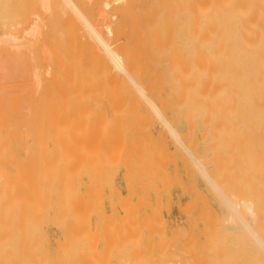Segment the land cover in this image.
<instances>
[{"label":"bare ground","instance_id":"6f19581e","mask_svg":"<svg viewBox=\"0 0 264 264\" xmlns=\"http://www.w3.org/2000/svg\"><path fill=\"white\" fill-rule=\"evenodd\" d=\"M27 2L31 3V6H33L32 11L36 13V15L34 14L36 16L34 18L36 19V21H31L30 17L33 15L30 16V14L32 13L30 12L31 10L26 9V4H28ZM0 30H2L3 32L0 40L5 36L7 37V42H10L9 44H11L12 41L17 42L19 40L21 41V39L25 40V42L23 41L24 44H21L22 42L20 41L15 43L16 45L14 50L7 45V47L10 48H7L5 53L0 52V264H76L77 261L73 262L74 260H72L75 258V255L73 256V251L75 249L74 246H77V241L74 240V234L76 235L77 233L78 235V232L82 231L80 230V228H77L75 230V227L76 219L78 220V212L80 213L82 211L81 213H83V208H81L79 211L76 209L79 208V204L77 203H82V205L84 206L85 200L84 196H82L84 202L83 200L81 202L78 201L80 200V198L76 200L78 198L77 195L80 196L83 192H79L74 196H77L75 199L77 203L76 201L74 203L78 206V208L75 209L77 213L75 212L74 214L75 210L72 207L74 206L75 208L77 206L73 204V195L77 192V188H72V183L75 181V179L76 183L77 181H79L76 178L77 173L75 174V172L79 171L82 172V175L86 174L85 176H87V179L93 178L95 180V175H98V177L100 178L102 176L106 177V175L104 174L107 171H104L105 169L102 170L101 167L104 165L108 158L113 159L116 155H114L112 158L109 155V157H106L107 155L105 156L104 152L112 153V150L114 151V153L119 154L117 149L118 146L116 145L118 142L117 140H114L115 137H111V143L110 137L107 136L106 132H100L99 130L95 131L96 129L93 130V127L99 122L101 124H104L105 122L103 128L105 131L106 123L109 124L108 126L111 129L112 126L110 124L114 122L115 127H113V129L117 131L115 132V134H118V139H122L124 133L120 134L119 131L123 132L124 130L121 129L123 127H120V125L115 120L119 122L120 119L121 121H123L122 117L124 118V116L126 118L129 117V115H141L140 113H143V110L141 108L147 109V111L144 110V112H146V114L148 115L151 114V112L152 114H156L161 121H164L166 123V125L169 127L168 129L171 130V132H169V134L172 133L173 135L171 137L174 138L175 136L177 139L179 138V134H177L178 132L172 129V127L166 122L163 116L164 114L168 112L173 113V115L183 113L187 116V118L193 117L195 118V120H198V122L200 123L199 134L206 145L203 150V156H200L201 160L199 162H201V164H199L198 161L195 162L198 165L197 170L199 167L201 168L203 172L202 177L205 176L204 179H207V183L209 184V186L211 185L214 187L213 188L210 186V188H213L217 191V196L218 193L223 196V200L226 206L234 213L235 216H237L241 220L240 222L243 224V226H240V222L237 221L239 222L238 226L244 227L245 230L241 231H245L247 233V236H249V244L247 243L248 246H246L247 253H245V255L247 254V257L244 256L247 261L243 258L246 261L245 264H264V0H0ZM3 41L5 42L6 39L4 38ZM4 42L0 41V43L2 44ZM8 49H10V51ZM105 102L116 108L114 109L111 106L112 109L111 107L109 109V113L110 110H114V117H120L121 115L124 116H121L120 119L118 117L119 120L115 118V120H112L111 122L109 117L113 115L112 113V115L109 116V114L106 112V109L104 111L103 109L102 111H97L96 108H94L98 106V108L100 109L101 107H99V105ZM117 106H126L127 109H130H128V111L127 109L126 111L122 110V113H118L120 112L121 108L118 107V109H120L118 111ZM160 106L163 108L160 109ZM131 107L134 109H131ZM148 110H151V112L148 113ZM141 117L140 120H142ZM187 118H185L184 121H186ZM108 119L110 120V123L109 121L106 122ZM176 121L179 122L180 120ZM116 126H119L120 128L118 127L119 129L116 130ZM96 127H98L99 129V124L96 125ZM190 127L191 126H189V129ZM101 128L102 127L100 126V130ZM109 128V132H112L111 135H113L114 131H110ZM108 130L106 129L107 133H109ZM92 131H95V133L98 134L95 136V139L93 136V134L95 135V133H91ZM124 132H126V130ZM91 134L93 138L90 136ZM141 134L143 135V133ZM120 135H122V137H120ZM89 136L91 137V139H93L92 141L89 140ZM101 136V139H103L104 143H110V145L103 144V141L99 143L98 140ZM104 136L107 137V139L109 138V140H107ZM234 137L235 139H233ZM242 137H245L242 140H250L244 141L243 147H245V143L249 141V144L247 143L248 148L246 149L245 147L246 153H244L245 151L243 152V147L242 149H240V146H242L243 144L241 143V145L236 141L238 139L240 140ZM96 138H98V140H96ZM76 139L78 140V143L82 141L83 144H81L82 142L79 143V145L78 143H75L77 142ZM82 139H85V142L86 140H89L90 143H84ZM230 139L235 140V142H232V144L236 147L230 144ZM113 140L114 142H117H115V148ZM94 141L98 142L99 144H96V142ZM132 143L134 144V142ZM234 143H237V145H235ZM85 144H90L91 146L93 144L92 147L99 148H94L95 151L99 150L100 152H103L105 149H111L110 151H104L102 155L99 151L96 152V154L99 153V158L96 160L100 159L99 161H103L99 163V165H102L101 167H99L98 163H95V167H98V169L102 171V173L100 172L101 176H99V172L95 173V171L92 169V167L94 166H92V164H94V162L91 163L87 160V164L89 163V165L86 164L88 166V169L85 164H83L84 166L82 164L79 165L80 168L81 166L82 168H86L87 172L83 174L84 168L82 169L83 171L80 168L79 169L81 171L79 169L78 171H76L78 167L76 169L74 168L75 170L72 169L75 171H73V174L75 175L72 174L75 177L74 181L71 180V175L69 176V181H72L71 184H63L65 181L64 179L66 178V174L68 175V172H70L68 171L65 173V171L67 170L63 169L67 167L66 163L68 164V162H66L65 160L69 159V162L71 160V162L69 163L70 166L71 164L73 165L72 162H74L75 160H77L75 161V164L80 159L83 161V158L86 156L84 155L83 157L81 155L83 153H88V151L90 154L93 153V155H90L88 153L90 157L93 158L94 156L96 158V156H98L96 154L94 155L95 151H93L90 147V149L92 150L91 151L89 149V146L86 147ZM94 144L96 146H94ZM111 145H113V147H111ZM105 146L106 148H104ZM109 146L111 148H109ZM139 146H144V144ZM230 146L232 148H236V150H234V148L232 149ZM237 146L240 148H238ZM79 148H82V150L84 149L85 152L83 150L82 153V150ZM238 149L242 150L243 157L242 159H237L236 161V158L239 157V155L233 156L232 154L234 153L232 152H235ZM132 150L134 151V149ZM119 151H121V149ZM70 152L72 154H69ZM78 153L82 154L80 155ZM126 153H128L129 155L131 151L130 153ZM135 153H133V156ZM44 154H48L47 157L44 158ZM53 154H57V156L55 155L58 159L57 161H59L60 156L62 157H60L61 160L59 163L62 166H58V162H56L55 164L56 158H54L55 156ZM63 154L66 157L69 156V158L63 159ZM51 155H53L52 157L55 160L53 161L52 159V162H54L51 163L52 167L54 166L53 164H55V169L57 167L59 168V170L56 169V172L53 168L52 173H50L52 170L51 166L47 168V170L51 168L49 170L50 172L46 169H43V166L46 167L47 165L48 167L50 165L48 162L51 160L50 158H52ZM58 155L60 156L58 157ZM72 155H74L73 158H71ZM77 155L79 160L77 159ZM118 156H116L115 159L121 161ZM153 156L155 157L157 155L154 154ZM88 157L89 156H87L86 158ZM101 157H103V159ZM105 157L106 160H104ZM158 157L160 156H157V158ZM74 158L75 160L73 161L72 159ZM135 158L137 157H134V159ZM140 158L141 157L139 156V159ZM45 160L48 161L47 164L45 163ZM84 161L86 160L84 159ZM111 161L112 160H110V163L109 161L105 163V168L108 166V164L112 165ZM194 161H196V159H194ZM64 162L65 164L63 165ZM151 163H154V161ZM227 164L229 166H227ZM235 164L237 165V167L240 166L242 168L239 169V167L236 168V166H231ZM127 165L129 164L127 163ZM152 165L153 164H151V166ZM206 165L208 166V168H212L216 174L218 173V176L219 174L221 176V173L224 172L225 166L227 168L225 169V173L229 170L228 167H231L230 170L234 168L236 172H232H235V174L239 169V173L237 174H239L240 177L236 176L235 174H231L232 172L229 171L230 174L227 172L226 175H233L235 176V178L233 176H226V179L230 177L232 181L234 179L236 180L239 177L238 179L241 180L235 181L233 185L232 182L234 181H230V184L226 180L224 182L226 183V186H224V191L222 192L221 189L224 185L222 180L225 179V177H223L225 176V173L224 175H222L223 179L221 178V180L218 181L220 186H222V188L220 189L217 186L216 181L209 176L210 174H207V168L205 170ZM89 166L91 167L89 168ZM149 166L150 165H148V167ZM60 167L64 170V178L63 175L62 177H60V175L62 174V170L60 169ZM95 167L94 169H96ZM114 167H116V165ZM152 167H154V165ZM193 168L191 170H193ZM146 169L150 170L148 168ZM90 170L91 172L93 171L95 178L94 176H91V173L89 172ZM45 171L50 174H53L54 172V175L47 174V172ZM57 171L61 173L59 176L57 174ZM110 172H112V167L110 171L107 172L108 175ZM141 172L143 174V171ZM79 174L78 177H81V173ZM113 174H110V181H112L111 177ZM89 175L91 176V178ZM218 176L216 175V177ZM125 177L127 178V176ZM140 177L144 179L143 176ZM59 178H63L62 184L60 183L61 180H59ZM242 178H244V182L242 181ZM105 179L108 180L106 181L107 185L109 182V177H106ZM92 180L87 181L91 183ZM96 180H99V178ZM102 180L103 179L101 178L100 181ZM140 180L142 181V179ZM81 181H79L78 183H82ZM241 182L242 184H245L244 187L246 188L241 187L244 185H242ZM238 183H240V185ZM85 184L86 183L83 182V188ZM228 184H230L232 187L238 185V191L236 189L234 190H236V192L241 191L243 198L244 196L246 198H244V201H241L242 199H239L241 201H239V204L242 205L244 203V206L242 205V207H245V209H242L241 215H239L240 211H238V205H235L230 201V193L228 192V188H226ZM61 185L63 186V191L65 189V192L62 195H60L62 189H59ZM100 186L101 185H99V188ZM108 186H105L104 188H108ZM128 186L129 185H127V187ZM167 186L169 187V185ZM239 186L243 188V191L242 189H239ZM87 188L89 187L86 186V188H84V193L86 194H83L85 196L88 195V200H90L91 198V200L89 201L91 203V201L96 197L95 196L94 198H92L91 196L95 195V192L98 191L99 188L95 191V189L92 190L93 188L91 187L92 189L90 188L91 191L88 194L87 192H85ZM74 189H76L75 193L73 192ZM90 189H88L87 191H89ZM113 189L115 190V188ZM244 189L247 191V193L244 192ZM59 190L60 192H58ZM103 190L104 189H102L101 192H103ZM114 190L111 193H114ZM134 190L133 192H135ZM93 191L94 194L89 195ZM213 191L212 193L214 194ZM226 191L229 193V195L228 193H226ZM243 192L247 195H244ZM99 193L100 192H98V195L101 198L102 196H108L105 195L106 193H104L103 195H100L101 193ZM225 193L227 195H225ZM143 194L145 195V193ZM111 195L112 194H110L109 198L111 197ZM118 195L120 196V194ZM145 197L146 196L142 198L144 199V202L146 200ZM101 198L95 199L98 201L101 200V202H103L102 200L104 199ZM117 198L120 197L117 196ZM120 200H118V203H115L121 204ZM138 200L140 201V198ZM112 201L113 200H111V203L113 204ZM94 203L95 202H93V204ZM98 203L99 202H96L94 205ZM88 204L89 203L87 202V206ZM114 204L111 206H114V209H116V205ZM120 204L118 206H121ZM124 204L126 205V203ZM139 204L138 205L141 206V203ZM145 204L147 205L148 203L145 202ZM98 205L100 207V204ZM125 205H123L124 207H120L122 208V211H125ZM138 205H136L137 210L138 208H140ZM50 207L52 208V210H50ZM80 207L82 206L80 205ZM92 207L96 208V206ZM85 209L87 210V207ZM114 209L111 210L113 211ZM49 210L50 212L52 211L53 214L50 213ZM90 210L92 211V208H88L87 212H89ZM126 211L128 210L126 209ZM126 211L124 212V217L127 216V213L130 214V211ZM116 212H118V210ZM143 212L144 210L142 211V213ZM245 212H247L246 214L248 215H244L243 213ZM81 213L80 218H82ZM136 213L137 212H134L133 214ZM144 213H146V211ZM160 213H162V211ZM50 214H52L53 217ZM147 215L148 214L145 215V221L147 220V217L150 216ZM242 215L246 217L248 216V219L245 220V217H243ZM89 216L85 219L87 223V219H89ZM112 216L116 217V215L114 214ZM112 216H109V218H112ZM121 216L119 215V223L122 218ZM135 216H137V214ZM231 216L232 214L229 217L231 218ZM235 216L232 217L233 220L236 218ZM102 217L104 218L105 215L103 214ZM80 218L79 220H82L83 222H81L84 224L85 221L83 220V218ZM127 218L126 220L128 221V223H126V220L124 223L129 224L131 218H129V215ZM136 218L137 217L133 219L134 225L129 224L130 227H134L136 225ZM238 218L236 220H238ZM47 220H53V222L49 221L51 222V225H53V223H57V227L60 226L59 228L62 230V234H60L63 235L64 238L63 243L58 238V244L54 242L56 239L53 240V242L56 243L57 246L55 247L56 250H54L55 254H52V252L50 253L49 247L48 249L46 248V239L49 236L45 234L46 231H44V228L49 225L47 224ZM79 220L77 221L78 225L81 223L79 222ZM139 220L140 215L138 222H140ZM142 220L144 221V219ZM142 220L139 224H142L143 228L147 225L148 233L149 231L152 232V230L149 229L150 224L152 223V219L150 218V223L148 222L149 224L143 223ZM101 221L103 222V227L105 229L110 225V223H108L109 220L107 221V223L105 222V220ZM113 221L111 224L114 225L115 222L113 223ZM104 222L106 224H104ZM124 223H121L120 226L124 225ZM217 223L218 222L216 221L215 225ZM220 223L221 221L219 222V224ZM95 224H93V226H98ZM143 224H145V226H143ZM211 224L209 223V225ZM78 225L77 227H80V225ZM113 225L110 226L114 228ZM115 225V228L119 227L117 226L119 225L117 222ZM89 226L90 225H88V227ZM88 227L83 226V228ZM125 227H123L122 230H124ZM211 227L213 228L212 225ZM109 228L110 227H108L107 229L108 232H106L105 230L103 232L109 233V231H111V229ZM128 228V232L126 231L127 235L130 234V229ZM73 229L75 231L78 230V232L75 233ZM88 229L90 230V228ZM102 229H100L99 232L101 233V235H103V232H101ZM220 230L222 231V229ZM83 231L88 235H91L89 234L90 231H86L84 229ZM135 231L137 232V230ZM52 232L54 233V231ZM96 232H98V229H96ZM122 232L124 231L117 233L118 235H121ZM93 233L96 234L95 231ZM87 234H85V236L88 241V239L94 234H92V236L90 237H88ZM214 234L215 233H212V235ZM174 235L175 234H173V236ZM121 236H119V238H121ZM131 236L133 237V235ZM137 236L138 235H136L135 237L137 238ZM215 236L216 235H214L213 238L216 242L217 239ZM244 236L242 235V237ZM78 237L79 236H77V238L75 239L79 240L80 237ZM81 237H83V235H81ZM96 237H98V235H96ZM127 237L125 235L124 238L123 235V239H121V241L124 242V239H126ZM132 237H130V245H138L136 240V244L132 243L133 239L135 238ZM95 238H93L92 241L89 239L88 244L90 241V243L92 244V242L98 240V238L94 240ZM106 238L107 237H105L104 239ZM115 238L117 237L115 236ZM99 239L102 242V239ZM179 239L181 240V238ZM191 239L192 236L191 238H189V240ZM147 240L148 239H146V241ZM151 240L152 239H150L149 242L147 241V243L149 244ZM173 240L175 241V237ZM240 240H242V238ZM121 241L117 243L119 244V247L120 244H125V242L121 243ZM218 241H220V243L222 242L221 240H219V238ZM246 241H248V239ZM114 242H110L108 244L106 243L105 246L107 245L106 247L108 248L109 244ZM177 242H179V240ZM139 243L140 247L137 246L139 248L138 251L135 249V247V250L133 249V252H138V260L136 259L137 261L133 264H147L146 261L151 260L148 263L150 264L151 262H153V259H157L159 257V254H161L160 252L157 253L158 249L156 247H154V249L155 251L157 250V252L155 254L153 253V249L150 247L152 246V244H154L152 242L148 247L146 244H144V246L146 245V248L142 246V235L141 241ZM191 243L189 244L191 245ZM211 243L213 244L212 240ZM211 243L210 246L207 247V249H205L198 257L194 256L195 258L193 259V263H182L184 260L177 263L231 264L226 259V263L221 261L222 257H220V254L223 252V254H225L226 252V250L224 251V248L226 249L224 244V247H221L217 242L212 246ZM50 244L53 245V243H48V245ZM82 244L84 245V242H82ZM93 245L94 246H91L94 247L93 249H95L96 244ZM130 245L128 248H130ZM164 246H166L165 242ZM232 246L233 245H231V247ZM163 247L162 249L164 250ZM83 248L82 251H86L87 247L85 249ZM88 248L89 250L87 251H89L90 253L96 251V249L93 251L90 246H88ZM105 248L103 249L104 252H108L109 254L110 252L106 251L107 248L106 250ZM159 251H161V249ZM165 251L166 250H164V252ZM176 251L177 250H175L173 253L174 256ZM83 252H80V254H83ZM98 252H100L99 254L103 253L101 252V250H98ZM167 252H169V250ZM170 252L169 254H172ZM240 252L241 251L239 250V253ZM75 253L76 251H74V254ZM94 253L96 254V252ZM106 253H103V256L107 255ZM130 253L131 256L128 254V258L130 257L134 260V258H136L137 256L133 258L132 251ZM136 253L134 254L136 255ZM180 253L182 252L180 251ZM80 254L78 256H80L79 258L82 260V257L83 255L85 257L86 252L82 255V257ZM166 254L165 256H167ZM89 255L92 254H88V256ZM119 255L120 254H116V256ZM186 255L184 254L185 257ZM214 255L216 257H219H215L216 259H214ZM241 255H239V258ZM93 256L87 258L89 260H92V264H103L101 263L103 261H98L99 258L96 259V257H98L99 255L96 257ZM108 256L109 255L105 257L107 258ZM127 256L125 257V262H127ZM188 256H190V254ZM92 257L94 258V260ZM171 257L172 256H167L165 258L166 260L167 258L169 260ZM180 257L183 258V256ZM165 258H161V260L164 262ZM84 260H86V258ZM89 260L83 261V263H81L82 261H78V263L89 264ZM103 260L105 264L108 258L105 259L103 257ZM118 260L120 262V259ZM110 261L108 263H110ZM131 262L132 260L129 263L131 264ZM239 262L241 263V261H238V263ZM110 264H112V262ZM167 264H169V262ZM242 264L244 263L242 262Z\"/></svg>","mask_w":264,"mask_h":264},{"label":"rangeland","instance_id":"374dc122","mask_svg":"<svg viewBox=\"0 0 264 264\" xmlns=\"http://www.w3.org/2000/svg\"><path fill=\"white\" fill-rule=\"evenodd\" d=\"M28 3V2H27ZM32 4L31 3H28V4H26V9H30L31 11L30 12H32L31 14H30V16L31 15H33V16H31L30 18H31V21H36V19H34L36 16V13L35 12H33L32 10H33V6H31ZM28 12H29V10H28ZM27 13V12H26ZM29 14V13H28ZM35 14V15H34ZM34 20H33V19ZM2 35H3V32H2V30H0V38L2 37ZM24 37H25V35H24ZM6 39V41L4 42L3 41V39ZM27 39V38H26ZM1 42H4L3 44L2 43H0L1 45H0V52H3V53H5V51L7 50V48H10L11 47V49H13L14 50V48H15V43H17V42H19V41H17V42H11V44H9L7 41V37H3L1 40H0ZM25 42V40L24 39H21V41L20 42H22L21 44H24V42ZM5 43H7V44H5ZM7 45L8 46H10V47H7ZM14 46V47H13ZM6 47V48H5ZM9 51H10V49H8ZM11 53V52H10ZM107 104V105H106ZM101 105H105L104 107L103 106H101ZM101 105H99V107H101L100 109L98 108V106L97 107H94V108H96V110L97 111H99V110H101L102 111V109H103V111L106 109V112L109 114V116L110 115H112L113 114V112H114V110H110V113H109V109H110V107L112 106V105H109L107 102H105V103H103V104H101ZM108 106V107H107ZM107 107V108H106ZM113 107V106H112ZM112 107H111V109H112ZM118 107L119 106H117V109H118ZM93 108V109H94ZM114 108V107H113ZM119 108H121V110L120 109H118V111L120 110V112H118V113H122V110L123 111H126V109H127V107L126 106H121V107H119ZM160 109H162L163 107H159ZM167 108V107H166ZM107 109H108V111H107ZM114 109H116V108H114ZM125 109V110H124ZM128 109H130V108H128ZM128 109H127V111H128ZM131 109H134V108H132L131 107ZM142 110H143V113H145V114H143V113H140L141 115H138V114H136V116L134 115V116H130L129 114V117H126L125 118V116L124 115H121V116H124V118L122 117V119H123V121H121V116L119 117V119H120V121L118 122L117 120H115V118L116 119H118V117H114L115 115L113 114L112 116H110L109 117V119L111 120V122H112V120H115L119 125H120V127H123V128H121L122 130H126V132H122V131H119L120 132V134L121 133H124V135L126 136H124L123 134V137H122V135H120V137H122V139H118V134L116 135L115 134V132H117V131H115L114 129H113V127H115V123L113 122L112 124L114 125H112V124H110L112 127H111V129L109 128V124L108 123H106V128H105V131H104V124H105V122H104V124L102 123H98L99 124V129H98V127H96V125H98V124H96V125H94V127H93V130L94 129H96L95 131H100V132H106V134H107V136L108 137H110V141H111V137L113 136V137H115V139L114 140H117V144L114 142V140H113V142H114V148L116 147L115 146V144L118 146V153L119 154H117V153H114V151H112L111 149V152L112 153H109V152H104V151H110L109 149H108V146H107V149L108 150H104L103 152L105 153V156L106 157H109V156H111V158L114 156V155H116V156H118L119 157V159L122 161H118V160H116L115 158H116V156H114L115 158H113V159H107L106 160V157L104 158V160H106V162L105 163H107L108 161H109V163H110V160H112L111 162H112V165H109L108 164V166L105 168V163H104V165L102 166V165H99V163L102 161H99V160H96V159H98L99 158V153L98 154H96V152H98V151H95V149H99V148H96V147H92L93 146V144H92V146L89 144H85V146L87 147V146H89V149H90V147L92 148V150L93 151H95L94 152V155L96 154V155H98V156H96V158L93 156V158L92 157H90V155H93V153H89V151H88V153L90 154H88V153H83V150H82V148H79V149H81L82 151V153H78V154H82L81 156H83L84 157V155L87 157V156H89L88 158H86V157H82L83 158V161L81 160H79V158H78V155H77V159L79 160L78 162H76V164H75V161H77V160H75V158L74 159H72L74 162H72L73 163V165L71 166V167H73V168H71L70 166H69V163L71 162V160H70V162L68 161V160H65L66 162H68V164L66 163V165H67V167L66 166H64V167H66V168H63L64 170H67V171H65V173L66 172H68V171H70V172H68V175L66 174V178L64 179L65 181H64V183H63V178L65 177V173L63 174V172H64V170L63 169H61V167H60V169L62 170V174L60 173V172H58L57 174H58V176L60 175V177H62V175H63V178L62 179H60L59 178V180H61L60 181V183L62 184H65V183H69V184H71V182L72 181H74V179H75V177L73 176V175H75L76 173V178H77V180H79V181H81L82 183H78L79 181H77V183L75 182L76 181V179H75V181L72 183L73 184V186H72V188H77V192L75 193V191H76V189H74V195H73V198H74V201H73V204L74 205H76L74 202L76 201V200H78L79 198H80V200H78V201H82L83 199H82V196H84V200H85V203H84V206L82 205V203H77V201H76V203L77 204H79V208H78V206L77 207H75L74 208V206H73V204H72V208L75 210L76 208H78V209H76V210H80L81 208H83V213H81V217L83 218V220L85 221V219L86 218H88V216H89V214H90V216H89V219H87L88 220V223H87V221H85V223H87L88 225H90L89 227H88V225L87 224H83L82 222V220H79V218H80V213L78 212V220H79V222H81L79 225H80V227H77V219H76V227H75V230L77 229V228H80V230H82V231H79L78 232V230L77 231H75L74 229V231H75V233L76 232H78V235H77V233H76V235L74 234V240L75 241H77V246L75 247L74 246V251H76V253L74 254V251H73V256L75 255V258L74 259H72V260H74L73 262H75V261H77L76 262V264H81V263H83V261H86V260H89V259H87L88 257L90 258L91 256H93V255H95V256H93V257H96V256H98V257H96V259H98L99 258V260L98 261H103V262H101V263H103L104 264V260H103V257L105 258V259H107L108 258V260H107V262L106 263H108L111 259V261H110V263L112 262V264H123V263H129L131 260H132V262H131V264H133V263H135L137 260H138V255H137V253L134 251L133 252V249H134V247H135V249L138 251V247L137 246H139L140 247V241H141V235H142V238H143V244H142V246H144V244H146L147 245V247L151 244V242L152 243H154V244H152V246H150L152 249H153V253L155 254L156 252H157V250L155 251V249H154V247H156L157 249H158V252L157 253H161V254H159V257L157 258V259H153L152 261L153 262H151L152 264L154 263V264H159V263H163V264H167L168 262H169V264H178L179 263V261L180 262H182V260H184L182 263H185V262H187V263H193V259L195 258L194 256H196V257H198L205 249H207V247H209L210 246V243H211V240H212V242H213V244L211 243V246L212 245H214L216 242L217 243H219V245L221 246V247H226V249L224 248V251L226 250V252H225V254H223V253H221L220 255V257H222L221 258V261H223V262H230L231 264L233 263V264H237L238 263V261H241V263L240 264H242V262L245 264L246 263V258L245 257H247V254L245 255V253H247V247L246 246H248L247 245V243L249 244V236H247V233L245 232V231H243V232H245V233H243L241 230H245V228L244 227H240L241 225L243 226V224L240 222L241 220L237 217V216H235L234 215V213L226 206V204H225V202H224V200H223V196L221 195V194H219L218 193V196H217V191L215 190V189H213L214 187L213 186H211V187H213V188H210V186H209V184L207 183L208 181H207V179L205 178L204 179V177L205 176H203L202 177V175H203V172H202V170H201V168L199 167L198 168V170H197V164L195 163V162H199L200 160H201V157L203 156V154H204V147H205V145H206V143H204V141L202 140V138H201V136H200V134H199V129H200V123L198 122V120H195V118H193V117H189V118H187V116L186 115H184L183 113L182 114H178V115H173V113H171V112H168V113H166V114H164L163 116H164V118H165V120H166V122L172 127V129H174L176 132H178L177 134H179L178 135V139H180V140H178L175 136H174V138L173 137H171V136H173L172 135V133H170L169 134V132H171V130L170 129H168L169 127L166 125V123L164 122V121H161L160 120V118L156 115V114H152V112H151V110L149 111L148 110V113H150L151 112V114H146V112H144V110L145 111H147V109H145V108H141ZM138 110V109H137ZM141 110V111H142ZM168 110H169V108H168ZM112 113V114H111ZM172 114V115H171ZM150 115H152V116H150ZM154 115V116H153ZM159 118V120H158V118L156 117V116ZM141 117V119L142 120H140V117ZM149 116V117H148ZM169 116V117H168ZM176 116V117H175ZM179 118H178V117ZM185 116V117H184ZM135 117V118H134ZM151 117V118H150ZM168 117V118H167ZM182 117V118H181ZM172 118V119H171ZM176 118H178V119H176ZM185 118H187L186 119V121H184V119ZM107 120L106 122H108L109 121V123H110V120ZM118 119V120H119ZM125 119V120H124ZM128 119V120H127ZM150 119V120H149ZM173 119H175V120H173ZM144 120V121H143ZM176 120H180L179 122H177ZM183 120V121H182ZM148 121V122H147ZM150 121V122H149ZM189 123H188V122ZM192 121V122H191ZM163 122V123H162ZM170 122V123H169ZM198 122V123H197ZM116 123V124H117ZM131 123V124H130ZM142 123H144V124H142ZM148 125H147V124ZM165 123V124H164ZM101 124V125H100ZM133 124H134V126H133ZM136 124V125H135ZM192 124V125H191ZM103 125V126H102ZM145 125H147V126H145ZM165 125H166V127H165ZM100 126L102 127L101 128V130H100ZM182 126V127H181ZM189 126H191L190 127V129H189ZM110 129V131H114V134L113 135H111V133L112 132H109V130H108V128ZM117 127V126H116ZM119 127V126H118ZM117 127V129L116 130H118L119 128ZM130 127V128H129ZM124 128H126V129H124ZM127 128H128V130H127ZM140 128V129H139ZM102 129H103V131H102ZM106 129L108 130V132L109 133H107V131H106ZM120 129V130H121ZM130 129V130H129ZM138 129V130H137ZM170 130V131H169ZM95 131H92L91 133H95ZM140 131H141V133H143V135L140 133ZM128 132V133H127ZM129 132H130V134H129ZM145 132V133H144ZM198 132V133H197ZM99 133V132H98ZM147 133V134H146ZM190 133V134H189ZM100 134V133H99ZM105 134V135H106ZM196 134V135H195ZM96 135H98V134H96L95 133V135L93 134V136H94V139H95V136ZM101 135H103V134H101ZM129 135V136H128ZM147 135V136H146ZM170 135V136H169ZM92 138H93V136H92V134L90 135ZM89 136V140H93V139H91V137ZM161 136V137H160ZM105 137V136H104ZM131 137V138H130ZM197 137V138H196ZM99 138V137H98ZM98 138H96V140H98ZM102 138V136L99 138V140H98V142L99 143H101V141H103V139H101ZM106 139H107V137H105ZM104 138V139H105ZM145 138V139H144ZM151 138V139H150ZM176 138V139H175ZM189 138V139H188ZM240 138V137H239ZM243 138H245V137H242L240 140L238 139V140H236L237 141V143H239V144H241L242 146H240V147H238V148H240V149H242V147L244 146V141H246V140H249V139H245V140H242ZM81 139V138H80ZM150 139V140H149ZM165 139V140H164ZM198 139V140H197ZM233 139H235V137L233 138ZM233 139H230V144H232V142H235V140H233ZM237 139V138H236ZM77 140V139H76ZM78 140H79V138H78ZM78 140H77V142H75V143H78ZM83 141L85 140V139H82ZM89 140H86V142L87 143H90V141ZM107 140H109V138L107 139ZM122 140V141H121ZM139 140H140V142H139ZM152 140V141H151ZM185 140V141H184ZM190 140V141H189ZM233 140V141H232ZM243 142H242V141ZM89 141V142H88ZM110 141H108V142H110ZM176 141V142H175ZM238 141H241V142H238ZM250 141V140H249ZM249 141L247 142L248 144H249ZM82 141H80L79 143H81ZM85 141H84V143H86ZM94 142H96V141H94ZM98 142H96V144H99ZM121 142H123V143H121ZM132 142H134V144L132 143ZM145 142V143H144ZM79 143H78V145H79ZM91 143H93V142H91ZM107 143V142H106ZM111 143H112V141H111ZM150 143V144H149ZM196 143V144H195ZM237 143H234L235 145H237ZM247 143H245V147H246V149L248 148L247 146H248V144ZM81 144H83V142L81 143ZM81 144H80V146H81ZM103 144H105L104 143V141H103ZM108 145H110V143H107ZM107 144H105V145H107ZM142 144H144V146H139V145H142ZM152 144V145H151ZM228 144H229V141H228ZM247 144V145H246ZM77 145V144H76ZM102 145V144H101ZM148 145V146H147ZM195 145V146H194ZM233 145V144H232ZM231 145V146H232ZM79 146V147H80ZM94 146H96L95 144H94ZM134 146H136V147H134ZM176 146V147H175ZM181 146V147H180ZM189 146H190V148H189ZM230 146V147H231ZM234 146V145H233ZM85 147V148H86ZM99 147H101V146H99ZM111 147H113V145H111ZM110 146H109V148H111ZM234 147H236V146H234ZM233 147V148H234ZM245 147H243V152L244 153H246V149H245ZM95 148V149H94ZM103 148V147H102ZM104 148H106V146L104 147ZM103 148V149H104ZM121 149V151H119L120 149ZM136 148V149H135ZM150 148V149H149ZM232 148V147H231ZM230 148V149H231ZM232 148V149H233ZM132 149H134V151L132 150ZM143 149V150H142ZM177 149V150H176ZM77 150H78V146H77ZM88 150V149H87ZM91 150V149H90ZM91 150V151H92ZM100 150H102V149H100ZM137 150V151H136ZM147 150V151H146ZM150 150V151H149ZM188 150V151H187ZM234 150H236V148H234ZM76 151V150H75ZM117 151V150H116ZM130 151H131V153L133 152V153H135V151H136V153L134 154V156H133V153L131 154L130 153ZM157 151V152H156ZM200 151V152H199ZM238 151H241V152H238ZM77 152V151H76ZM84 152H85V150H84ZM100 152V151H99ZM103 152L101 151L100 153H101V155L103 154ZM125 154H124V153ZM126 152H129L130 154L128 155V153H126ZM175 152V153H174ZM185 152V153H184ZM237 152H238V154H237ZM74 153V152H73ZM138 153V154H137ZM141 153V154H140ZM145 153V154H144ZM159 153H161V154H159ZM230 153H231V151H230ZM232 153H234V154H232L233 156H238L239 155V157H237L236 158V161H237V159H242V157H243V153H242V150H237V151H233ZM57 154H60V153H57ZM57 154H53L54 156L56 155L57 156ZM65 154V153H64ZM63 154V155H64ZM68 154V153H67ZM69 154H72L71 152L69 153ZM68 154V155H69ZM76 154V153H75ZM88 154V155H87ZM121 154V155H120ZM123 154V155H122ZM140 154V155H139ZM148 154V155H147ZM152 154V155H151ZM157 155V156H160V157H158L157 158V156H153V155ZM173 154H174V156H173ZM191 154V155H190ZM237 154V155H236ZM48 155V154H47ZM47 155H43L44 156V158L45 157H47ZM53 155H51V157L53 156ZM62 155V154H61ZM79 155V156H80ZM109 155V156H108ZM136 155V156H135ZM230 155V154H229ZM231 155V156H232ZM54 157V158H56L55 160L53 159V157L52 158H50L49 156V158L51 159L49 162L47 161V160H45V163L47 164V162L50 164H48L49 166L47 167V165H46V167H44L43 166V169L45 170H47V168H49L50 166H51V168H52V170H51V172L49 171V170H47V171H49L50 173H52V171H53V168L55 169V164H56V162H58V166H60L61 164H59L60 163V155H58V157H59V161H57L58 159H57V157ZM65 156V155H64ZM63 156V159L64 158H69V156H65L64 157ZM127 157V156H131V157H127V158H125V157ZM139 156L141 157L140 159H139ZM146 156H147V159H146ZM193 156V157H192ZM197 156V157H196ZM201 156V157H200ZM74 157V155H72V157L71 158H73ZM75 157H76V155H75ZM103 157H104V155H103ZM103 157H101L102 159H103ZM117 157V158H118ZM123 157V158H122ZM134 157H137V158H135L134 159ZM162 157V158H161ZM198 157H200V158H198ZM49 158H48V160H49ZM62 158V157H61ZM129 158V159H128ZM157 158V159H156ZM185 158V159H184ZM196 159V161H194V159ZM52 159H53V161H55V164H53L54 166L52 167V164L51 163H54V162H52ZM84 159L86 160V161H84ZM123 159H124V161H125V159H126V161L124 162L123 161ZM138 159H139V161H138ZM153 159V160H152ZM159 159V160H158ZM187 159V160H186ZM190 159H191V161H190ZM89 162H94V164H92V169L95 171V173H98V174H100L99 176H101V173H102V171L100 170V169H98V167H95V163H98V165H99V167H104V168H102L101 167V169L103 170V169H105L104 171H107V172H109L110 171V169H111V167H112V172H110L109 173V175H108V173L107 172H105V174L104 175H106V177H109V182H108V184H109V186H108V184L106 185V181H108V180H106L105 178V176H102L101 178L103 179L102 181H100L101 180V178L100 177H98V175H95L96 176V179H98L99 178V180H94L93 178V180L92 179H87V176H85V175H82V172H79L78 171V169L80 168L79 167V165L80 164H87V162L88 161ZM91 160V161H90ZM131 160V161H130ZM146 160V161H145ZM152 160V161H151ZM129 161V162H128ZM154 161V163H151V162H153ZM163 161H164V163H163ZM168 161H170V162H168ZM62 162H63V160H62ZM103 162V161H102ZM141 162V163H140ZM226 162H228V161H226ZM113 163H115V164H113ZM126 163V164H125ZM127 163L129 164V165H127ZM146 163H147V165H146ZM156 163V164H155ZM167 163V164H166ZM193 163V164H192ZM65 164V162L63 163V165ZM151 164H153L154 165V167H152L151 166ZM158 164V165H157ZM163 164H164V166H163ZM199 164H201V162H199ZM45 165V164H44ZM87 165H89V163L87 164ZM86 165V167H87V169H88V166ZM116 165V167H114ZM121 165V166H120ZM127 165V166H126ZM131 165H132V167H131ZM143 167H141V166ZM146 165V166H145ZM148 165H150L149 167H148ZM166 165V166H165ZM187 165V166H186ZM193 165H195V166H193ZM226 165V164H225ZM62 166V165H61ZM84 166V165H83ZM130 168H129V167ZM192 166V167H191ZM200 166V165H199ZM227 166H229L228 164H227ZM231 166H236V168H238L239 167V169L240 168H242V167H240V166H238L237 167V165L235 164V165H231ZM57 167V166H56ZM78 167V168H77ZM91 166H89V168H90ZM94 167L96 168V169H94ZM128 167V168H127ZM141 168V169H139V168ZM164 167V168H163ZM195 169H194V168ZM76 169V171H78L79 173H81V177H78V172H75L74 170ZM84 168V167H83ZM82 168V166H81V170L83 169ZM108 168V169H107ZM144 168H145V170H144ZM146 168H148V169H150V170H147ZM193 168V170H191ZM206 168H207V174H210L209 176L210 177H212L215 181H216V183H217V186L221 189L222 188V186H220V184H219V182L218 181H220L221 180V178H222V175H224V173H225V169H227L226 168V166H225V169H224V172L223 173H221V176H220V174H219V176H218V173L216 174L215 173V171L212 169V168H208V166L206 165V167H205V170H206ZM56 169H58L59 170V168L57 167ZM56 169H55V172H56ZM72 169H74V170H72ZM79 169V170H80ZM86 168H84V171H83V174L85 173V172H87L86 170H87ZM107 169V170H106ZM153 169V170H152ZM228 173L230 174V172H232V171H235V169L233 170H230L231 169V167L229 168L228 167ZM238 169V170H239ZM80 170V171H81ZM109 170V171H108ZM139 170H140V173H139ZM211 170V171H210ZM237 170V173H239V171ZM47 171H45V172H47ZM73 171L75 172V174H73ZM138 171V172H137ZM141 171H143V174H142V172ZM151 171V172H150ZM155 171H156V173H155ZM165 171V172H164ZM191 171V172H190ZM212 171H213V173H212ZM230 171V172H229ZM42 172H43V170H42ZM90 173H91V176H94V173H93V171L91 172V170L89 171ZM88 172V173H89ZM101 172V173H100ZM227 172L225 173V176H223V177H225V179L224 180H222L223 181V188L221 189V191L223 192L224 191V186H226V183H224L226 180H227V182H229L230 183V181H231V178L230 177H228V178H230V179H226V176H233L234 174H235V172L233 173H231V174H233V175H226L227 174ZM50 173H48L47 172V174H50ZM93 173V174H92ZM113 173H115V174H113ZM167 175H166V174ZM199 173V174H198ZM235 174L236 176H239V174ZM43 174V173H42ZM70 174V175H69ZM73 174V175H72ZM102 174V175H103ZM110 174H113L112 175V177H111V179H112V181L114 182H112V181H110ZM142 174V175H141ZM148 174V175H147ZM201 174V175H200ZM214 174V175H213ZM50 175H54V172H53V174H50ZM72 175V181L70 182L69 181V176H71ZM108 175V176H107ZM154 175V176H153ZM216 175L218 176V177H216ZM79 176H80V174H79ZM90 176V175H89ZM89 176H88V178H89ZM91 176H90V178H91ZM95 176H94V178H95ZM125 176H127V178L125 177ZM140 176H143L144 177V179L142 178V177H140ZM148 176H149V178H148ZM200 176V177H199ZM67 177H68V179H67ZM84 177V178H83ZM125 177V178H124ZM131 177V178H130ZM140 177V178H139ZM234 178H235V176H233ZM233 177H232V179H233ZM240 177V176H239ZM238 177V178H239ZM217 178V179H216ZM237 178V177H236ZM237 178V179H238ZM66 179H67V181H66ZM81 179V180H80ZM108 179V178H107ZM114 179V180H113ZM128 179V180H127ZM131 179H132V181H131ZM140 179H142V181L140 180ZM154 179V180H153ZM202 179V180H201ZM219 179V180H218ZM223 179V178H222ZM232 180V181H234V182H232V185H233V183H235V181H240L241 179H238V180ZM87 180H92L91 181V183L90 182H88ZM127 180V181H126ZM133 180H134V182H133ZM144 180V181H143ZM206 182H205V181ZM229 180V181H228ZM69 181V182H68ZM87 181V182H86ZM93 181H95V182H93ZM149 181V182H148ZM151 181V182H150ZM242 181L244 182L245 180H244V178H242ZM83 182H85L86 184L84 185V188H86V186L87 187H89V188H87V190L88 189H90L91 187L93 188V187H95V188H91L92 190H94L95 189V191H96V189H98L99 188V185H101L100 186V191H99V189H98V191H96L95 193V195H93V196H91L92 198H94L95 196V198L96 199H100L101 197L98 195V192H100L99 194L100 195H103L104 193H106L105 195H108V196H102V198L101 199H104V200H102L103 202H101V200L100 201H98V200H96L95 198V200L93 199L92 201H91V203L89 202L90 200H91V198H90V200H88L89 199V197H88V195H84V194H86V193H84V188H83ZM140 182V183H139ZM145 182V183H144ZM88 183H89V185H88ZM113 183V184H112ZM141 183H143V184H141ZM82 184V185H81ZM104 184V185H103ZM135 184V185H134ZM141 184V185H140ZM148 184H150V185H148ZM231 184V183H230ZM230 184H228L227 185V187L226 188H228V192L230 193V195H229V193L226 191V193H228V195H229V197H230V201L233 203V204H235V205H238L237 206V208H238V211H240V214L239 215H241L242 213H241V211H242V209H245V207L243 208L242 207V205L244 206V203L241 205V204H239L241 201H244V198H245V196H244V198H243V195H242V193H241V191H239V192H236V190L238 191V185H236V186H231ZM239 185H240V183H238ZM241 184H242V182H241ZM244 184V183H243ZM242 184V185H243ZM79 186V187H77V186ZM116 185V186H115ZM127 185H129L128 187H127ZM148 185V186H147ZM167 185H169V187L167 186ZM62 186V185H61ZM59 187V189L61 190L62 188H63V186L62 187ZM105 186H108V188H104ZM142 186V187H141ZM245 186V184L243 185V186H241V187H244ZM65 187V186H64ZM134 187V188H133ZM147 187V188H146ZM240 187V186H239ZM239 188L240 190L242 189V191H243V188ZM46 188V187H45ZM67 188V187H66ZM110 188H111V190H110ZM113 188H115V190L113 189ZM129 188V189H128ZM134 189H136V190H134L135 192H133V190ZM143 188V189H142ZM163 188H164V190H163ZM193 188V189H192ZM230 188V189H229ZM231 188H232V190H231ZM244 188H246V187H244ZM91 189L89 190V191H87V190H85V192H87V194L91 191ZM102 189H104L103 190V192H101V190ZM117 189V190H116ZM142 189V190H141ZM148 189V190H147ZM158 189V190H157ZM205 189V190H204ZM234 189H236V190H234ZM60 190L58 191V192H60ZM110 190V191H109ZM113 190L115 191L114 193H111V192H113ZM213 190H215V191H213ZM227 190V189H226ZM142 191H143V193H145V195L142 193ZM145 191V192H144ZM147 191V192H146ZM163 191V192H162ZM212 191L214 192V194L212 193ZM231 191V192H230ZM234 193H233V192ZM65 192V189H64V191H63V189H62V191L59 193L60 195H62L63 193ZM81 193V192H83V193H81V197L79 196V195H77L78 193ZM118 192V193H117ZM244 192H246L247 193V191L244 189ZM243 192V194L244 195H247L246 193H244ZM117 193V194H116ZM208 193H209V195H208ZM225 193V195H227ZM236 193H237V196L239 197H237L236 196ZM83 194V195H82ZM92 194H94V191L91 193V194H89V195H92ZM110 194H112L111 195V197L109 198V196H110ZM118 194H120V196L118 195ZM134 194H136V195H134ZM168 194V195H167ZM211 194V195H210ZM75 195H77L78 196V198L76 199V197H74ZM130 195V196H129ZM171 195V196H170ZM215 195H216V197H215ZM242 195V196H241ZM116 196V197H115ZM117 196L118 197H120L121 198V200H120V198H117ZM144 196H146L145 198H146V200H145V202L146 203H148L147 205L145 204V202H144V199H142ZM221 196V197H220ZM106 197H108V198H106ZM115 197V198H114ZM228 197V198H229ZM233 197V198H232ZM128 198V199H127ZM140 198V201L138 200ZM238 198V199H237ZM76 199V200H75ZM109 199H110V201H109ZM241 201H240V200ZM246 199V198H245ZM84 200H83V202H84ZM111 200H113L112 202H113V204L115 203V202H117L118 203V200H120L121 201V206H118L119 204H114V205H116V209L118 210V212H116L117 210L116 209H114V206L112 207L111 205H113L112 203H111ZM124 200V201H123ZM126 200V201H125ZM130 201V202H128V201ZM119 201V202H120ZM137 201H139V202H137ZM142 201V202H141ZM148 201V202H147ZM158 201V202H157ZM169 201V202H168ZM240 201V202H239ZM87 202L90 204H88V206H87ZM93 202H99L98 204H100V207H99V205L98 204H96V205H94L93 204ZM237 202V203H236ZM103 205H102V204ZM124 203H126V205L124 204ZM139 203H141V206H139L140 204ZM167 203H169V204H167ZM86 204V205H85ZM139 204V205H138ZM80 205L82 206V207H80ZM123 205H125L126 207H125V211H126V209L128 210V211H126V212H129L130 211V214L129 213H127L126 215V217H124L125 216V211H122L121 209L122 208H120V207H124ZM136 205H138L140 208H138V210H137V207H136ZM167 205H169V206H167ZM189 205V206H188ZM234 205V206H235ZM87 207V210L85 209L86 207ZM92 206H96V208H98V209H96L95 207H92ZM103 206V207H102ZM134 208H132V207ZM152 206V207H151ZM221 206H223V207H221ZM102 207V208H101ZM112 207V208H111ZM128 207V208H127ZM147 207V208H146ZM162 207V208H161ZM167 207V208H166ZM242 207V208H241ZM51 208V207H50ZM88 208H92V211L90 210L89 212H87L88 211ZM94 208H95V210H94ZM99 208H100V210H99ZM131 208V209H130ZM150 208V209H149ZM223 208H224V210H223ZM104 211H102V210ZM111 209H114L113 211L111 210ZM133 209V210H132ZM151 209H152V211H151ZM212 209V210H211ZM219 209V210H218ZM221 209V210H220ZM50 210H52V208L50 209ZM50 210H49V212H50ZM76 210L74 211V214H75V212H76ZM96 210H99V211H96ZM137 210V211H136ZM144 210V212L146 211V213H142V211ZM184 210V211H183ZM211 210V211H210ZM85 211V212H84ZM94 211H95V213H94ZM132 211H134V212H137L136 214H137V216H135L136 214H133L134 212H132ZM162 211V213H160ZM187 211H189V212H187ZM222 211V212H221ZM225 211V212H224ZM230 211H231V214H232V216H231V218L233 217V216H235L234 218V220H235V222H236V224H235V222H234V220H233V218H232V222H231V218L229 217L231 214H230ZM237 211V212H238ZM244 211V210H243ZM246 211V210H245ZM91 212V213H90ZM101 212H103V213H101ZM116 212V213H115ZM168 212V213H167ZM50 213H52L53 214V212L51 211ZM73 213V212H72ZM77 213V212H76ZM94 213V214H93ZM96 213H98V214H96ZM155 213V214H154ZM215 213V214H214ZM247 212H245V213H243L244 215H248V214H246ZM52 214H50L51 216H52ZM85 216H84V215ZM88 214V215H87ZM93 214V215H92ZM101 214H102V216H103V214L105 215V217H107V218H103L102 216H101ZM116 215V217H113L112 215ZM133 214V215H132ZM146 214H148L147 216H149V217H147V220L145 221V215ZM83 215V216H82ZM119 215L122 217L121 218V221H120V223H119ZM128 215H129V218H131V220H130V223L129 224H132V225H134L133 224V219H135V217H137L136 218V221H137V223L135 222V228L137 227L138 229H139V232H138V229L136 228H134V227H130L129 226V224H126V223H128ZM130 215H132V216H130ZM139 215H140V222H141V220L142 219H144V221L142 220V222L143 223H147V224H149L150 223V218L152 219L151 220V222L154 224H150V228L149 229H151L152 230V232H150L149 231V233H148V226L146 225L145 226V224H143V226H145L146 227V229H145V227L143 228L142 227V224H139L140 222H138V219H139ZM244 215H242L243 217H245L244 219L246 220V219H248L246 216H244ZM96 216H98V217H96ZM102 218H101V217ZM109 216H112V221L113 220H115V221H113V223L115 222V224H116V222L119 224V225H117V226H119V227H117V228H115L116 227V225L114 224H111L112 223V221H111V219L109 218ZM135 216V217H134ZM203 216H204V218H203ZM242 216H240V217H242ZM53 217V216H52ZM76 217V216H75ZM154 217V218H153ZM77 218V217H76ZM82 218H80V219H82ZM99 218V219H98ZM126 218H127V220H126ZM222 218V219H221ZM238 218V220H236ZM109 221H108V220ZM123 219H124V221H123ZM217 219H219V220H217ZM96 220H98V221H96ZM101 220H105V222L107 223V221H108V223H110V225H113L114 226V228L112 227V226H107V228L105 229L103 226V222L101 221ZM107 220V221H106ZM125 220H126V223H124L125 222ZM160 220V221H159ZM49 221H51V220H47V224H49V225H47L45 228H44V231H46L45 232V234L47 235V236H49L47 239H46V248L48 249V247H49V250H50V253L52 252V254L54 253V250H56L55 249V247H57L56 246V243L58 244V242H57V240H58V238L60 239V241L63 243V235H61L62 234V230L59 228V227H57L58 226V224L57 223H53V225H51V222H53V220L51 221V222H49ZM92 221V222H91ZM94 221V222H93ZM123 221V222H122ZM131 221H132V223H131ZM135 221V220H134ZM216 221L218 222L216 225L218 226H216L215 225V223H216ZM221 221V223L219 224V222ZM237 221H239L240 222V226H238L239 224V222H237ZM247 221H249V220H247ZM55 222V221H54ZM104 222V224H106ZM149 222V223H148ZM96 223V224H95ZM121 223H124V225H122V226H120V224ZM168 223V224H167ZM209 223L211 224V223H213V224H211L212 226H213V228L211 227V225H209ZM225 223V224H224ZM56 225V227H55V225ZM75 224V223H74ZM82 224V225H81ZM93 224H95V225H98V226H93ZM101 224H102V226H101ZM78 225V226H79ZM86 225V226H85ZM108 225V224H107ZM127 225V226H126ZM141 225V226H140ZM153 225V226H152ZM222 225V226H221ZM238 227H237V226ZM83 226L84 227H88V228H90V230L88 229V228H83ZM126 226V227H125ZM140 226V227H139ZM153 228H152V227ZM52 227V228H51ZM96 227H98V228H96ZM106 227V226H105ZM108 227H110L109 229H111V231H109V233H106V232H108ZM121 227V228H120ZM123 227H125V229L124 230H122V228ZM128 227H130V228H128ZM155 227H157V228H155ZM195 227V228H194ZM215 227H216V229H215ZM219 227H220V229H222V231L219 229ZM237 227V228H236ZM74 228V227H73ZM84 230H86V231H90L89 232V234H91V235H88L86 232H84L83 231V229ZM103 228V229H102ZM113 228V229H112ZM119 228H120V231H119ZM127 228L128 229H130L129 230V235H127L126 234V231H127ZM134 228V229H133ZM143 228V229H142ZM181 228V229H180ZM224 228V229H223ZM242 228V229H241ZM244 228V229H243ZM53 229V230H52ZM88 229V230H87ZM96 229H98V232H96ZM100 229H102V231L101 232H103L104 230L106 231L105 233L103 232V235H101V233H99L100 232ZM118 229V230H117ZM142 229V230H141ZM162 229V230H161ZM180 229V230H179ZM183 229V230H182ZM240 229V230H239ZM134 230H137V232H138V234H137V232H136V235H138L137 236V238L135 237L136 235H135V232L133 231V233H132V231ZM155 230V231H154ZM52 231H54V233H56V234H54ZM95 231V233L96 234H94L93 232ZM114 231H116V232H114ZM121 231H124V232H122V236L124 235V238H125V235H126V237L127 236H129V237H127L126 239H124V242H125V244H120V247H119V244H117V243H119L120 241H121V239H123L122 238V236L121 235H118V233L119 232H121ZM143 231V232H142ZM154 231V232H153ZM176 231V232H175ZM239 231V232H238ZM92 232V233H91ZM118 232V233H117ZM128 232V231H127ZM178 232V233H177ZM183 232V233H182ZM218 232V233H217ZM223 234H222V233ZM61 233V234H60ZM112 233V234H111ZM125 233V234H124ZM149 235H148V234ZM177 233V234H176ZM184 233H185V235H184ZM212 233H215L214 235H216L215 237H216V239H217V241L215 242L214 240V238H213V236L214 235H212ZM217 233V234H216ZM52 235V236H50V235ZM85 234H87L88 235V237H90V236H92V234H94L92 237H90L89 239L92 241V239L93 238H95L96 237V235H98V237H99V235H100V237L99 238H101L102 239V242H101V240L98 238V237H96V238H98V240H96V238L94 239V240H96L95 242H92V244L89 242V244H88V241H89V239H88V241H87V238H86V236H85ZM106 234V235H105ZM115 234H117V235H115ZM148 235V236H146V235ZM173 234H175L174 236H173ZM204 234V235H203ZM61 235V236H60ZM81 235H83V237H81ZM104 235H105V237H109V235H110V237L107 239H104L105 237H104ZM111 235H112V237H111ZM131 235H133V237H135L134 239H133V241H132V243H135L136 244V241H137V244L138 245H134V244H132V246L130 245L131 244V241H130V237H132ZM151 235H153V236H151ZM179 237H178V236ZM182 235V236H181ZM211 235H212V237H211ZM221 235H222V237H221ZM239 235V236H238ZM242 235L244 236H246V238H245V236L244 237H242ZM46 236V237H47ZM54 236H55V238H54ZM77 236H79L78 238H79V240H76L75 238H77ZM95 236V237H94ZM103 236V237H102ZM115 236L118 238H115ZM119 236H121V238H119ZM191 236H192V239L191 240H189V238H191ZM226 236V237H225ZM235 236V237H234ZM52 237V238H51ZM132 237V238H133ZM147 237V238H146ZM174 237H175V241L173 240L174 239ZM54 238V239H53ZM113 238V239H112ZM145 238V239H144ZM173 238V239H172ZM179 238H181V240L179 239ZM182 238H183V240H182ZM213 238V239H212ZM218 238H219V240H221L222 242L220 243V241H218ZM229 238V239H228ZM242 238V240H240ZM51 239V240H50ZM56 239V240H55ZM85 239V240H84ZM110 239H111V241H110ZM146 239H148L147 241L149 242L150 241V239H154L153 241L151 240V242L148 244L147 243V241H146ZM236 239V240H235ZM248 239V241H246ZM49 240V241H48ZM53 240H55L54 242H56V243H54L53 242ZM109 240L110 242H114V243H111V244H109V247L107 248L106 246H105V244L107 243H110L109 241L107 242V241ZM120 240V241H119ZM128 242H127V241ZM136 240V241H135ZM179 240V242H177ZM192 240H193V242H192ZM227 240H229V241H227ZM59 241V240H58ZM74 241V242H75ZM139 241V242H138ZM169 241V242H168ZM172 241H174V242H172ZM188 241H190V242H188ZM225 241V242H224ZM244 243H243V242ZM82 242H84V245L82 244ZM124 242H122L121 241V243H124ZM160 242V243H159ZM163 242V243H162ZM164 242H165V245L166 246H164ZM192 242V243H191ZM215 242V243H214ZM237 242V243H236ZM48 243H53V245H48ZM173 245H172V244ZM186 243V244H185ZM189 243H191V245L189 244ZM225 243H226V245H225ZM233 243V244H232ZM242 243V244H241ZM76 244H74V245H76ZM93 244H96V247H95V249H96V251H94L95 249H93L94 247H92V246H94ZM128 244V245H127ZM160 244H162V245H160ZM180 244H182V245H184V246H182V245H180ZM187 244H189V245H187ZM207 244V245H206ZM223 244H224V246H223ZM82 246V248L83 249H85L86 247L88 248V246H90V248L91 249H93V251L94 252H96V254L93 252V253H90L89 251H87V250H89V248L87 249L86 248V251H82V248H81V246ZM92 245V246H91ZM112 245V246H111ZM129 245H130V248H128L129 247ZM134 245V246H133ZM146 245L144 246L145 248H146ZM160 245V246H159ZM231 245H233L232 247H231ZM244 245V246H243ZM103 246V247H102ZM189 246V247H188ZM230 246V247H229ZM237 246V247H236ZM51 247H53V248H51ZM107 248V250H106V248ZM116 247V248H115ZM126 247V248H125ZM131 247H132V250H131ZM162 247L164 248V250H166L165 252H164V250L162 249ZM185 247V248H184ZM234 247V248H233ZM236 247V248H235ZM101 248V249H100ZM105 248V250L106 251H109L110 253L108 254V252L106 253V252H104V249ZM119 250H118V249ZM124 248V249H123ZM174 248V249H173ZM183 248V249H182ZM245 248V249H244ZM53 249V250H52ZM77 249V250H76ZM90 249V250H91ZM108 249H110V250H108ZM117 249V250H116ZM128 249H129V251H128ZM134 249V250H135ZM161 249V251H159ZM52 250V251H51ZM98 250H101V252H103V253H106L107 255H109L107 258L105 257V256H107V255H104L103 256V253L102 254H99L100 252H98ZM114 250V251H113ZM116 250V251H115ZM127 250V251H126ZM169 250V252H170V250H171V252L170 253H172V254H169V252H167ZM175 250H177V251H179V252H177L176 251V253H175V256L173 255V253H174V251ZM228 250V251H227ZM232 250V251H231ZM239 250L242 252H240L239 253ZM118 251H120V252H118ZM132 251V257L134 258L135 256H137L136 258H134V260L133 259H131L130 257L128 258V256L130 255L131 256V252ZM155 251V252H154ZM180 251L182 252V253H180ZM193 253H192V252ZM236 251H238V252H236ZM246 251V252H245ZM56 252V251H55ZM79 252V253H78ZM80 252H83V254H85V252H86V254H85V257H84V255L83 254H80ZM89 252V253H88ZM125 252H127V253H125ZM184 252V253H183ZM120 254V255H122V256H116V254ZM134 253H136V255L134 254ZM168 256V257H170V256H172L169 260H171V261H169L168 260V258H167V260H166V258L165 257H167V256H165V254ZM180 253V254H179ZM55 254V253H54ZM81 255V257H82V255H83V257H84V259L86 258V260H84L83 259V257H82V260L79 258L80 256H78V255ZM88 254H92V255H89L88 256ZM115 254V255H114ZM129 254V255H128ZM184 254L186 255V257L184 256ZM190 254V256H188ZM237 254V255H236ZM242 254V255H241ZM128 255V256H127ZM170 255V256H169ZM177 255V256H176ZM229 255V256H228ZM236 255V256H235ZM239 255H241L240 256V258L242 259H240L239 258ZM123 256H124V258H123ZM127 256V258H126V261L127 262H125L124 260H125V257ZM165 256V257H164ZM180 256H183V258L182 257H180ZM228 256V257H227ZM238 256V257H237ZM245 256V257H244ZM92 257V258H93ZM100 257H101V259H100ZM114 257V258H113ZM120 257V258H119ZM165 258V260H164V262L161 260V258ZM173 257H176V258H173ZM184 257H185V259H184ZM189 259H188V258ZM214 257V259H216V258H218V257H216L215 255L213 256ZM216 257V258H215ZM91 258V259H92ZM229 258V259H228ZM238 259V261H237V259ZM246 260H244V259ZM79 259V260H78ZM95 259V260H96ZM118 259H120V262L121 261H124V262H119V260ZM123 259V260H122ZM137 259V260H136ZM223 259V260H222ZM227 261H226V260ZM231 259V260H230ZM236 259V260H235ZM93 260H94V258H93ZM155 260V261H154ZM158 261V263H157V261ZM176 260V261H175ZM185 260H187V261H185ZM78 261H82L81 263H78ZM98 261H95V262H98ZM151 261V260H150ZM149 260L148 261H146V263L148 264L149 262H150ZM168 261V262H167ZM192 261V262H191ZM195 261V260H194ZM88 262V261H87ZM92 262V260H89V264ZM118 262V263H117ZM156 262V263H155ZM166 262V263H165ZM178 262V263H177ZM237 262V263H236ZM84 263H86V262H84ZM93 263V262H92ZM91 263V264H92ZM105 263V264H106ZM110 263H108V264H110ZM150 263V264H151ZM181 263V264H182ZM238 263V264H239ZM75 264V263H74ZM95 264V263H94ZM130 264V263H129Z\"/></svg>","mask_w":264,"mask_h":264}]
</instances>
